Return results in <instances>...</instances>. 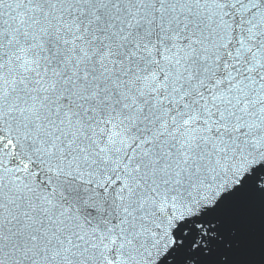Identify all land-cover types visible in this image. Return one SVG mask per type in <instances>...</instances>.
<instances>
[{
    "label": "snow or ice",
    "instance_id": "1",
    "mask_svg": "<svg viewBox=\"0 0 264 264\" xmlns=\"http://www.w3.org/2000/svg\"><path fill=\"white\" fill-rule=\"evenodd\" d=\"M0 264H264V0H0Z\"/></svg>",
    "mask_w": 264,
    "mask_h": 264
}]
</instances>
